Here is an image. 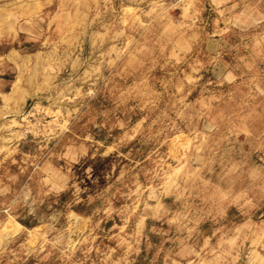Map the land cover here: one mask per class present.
I'll return each mask as SVG.
<instances>
[{
	"label": "rangeland",
	"instance_id": "obj_1",
	"mask_svg": "<svg viewBox=\"0 0 264 264\" xmlns=\"http://www.w3.org/2000/svg\"><path fill=\"white\" fill-rule=\"evenodd\" d=\"M4 27L0 264H264V0H0Z\"/></svg>",
	"mask_w": 264,
	"mask_h": 264
},
{
	"label": "crops",
	"instance_id": "obj_2",
	"mask_svg": "<svg viewBox=\"0 0 264 264\" xmlns=\"http://www.w3.org/2000/svg\"><path fill=\"white\" fill-rule=\"evenodd\" d=\"M36 26L38 25H26V24H19L16 28V34L19 37L21 35V39L26 44H39V47H42L46 43L49 44L52 40H54V43H59L60 38H52V37H46L45 35L39 34V31H37ZM8 27V26H7ZM4 27L0 30V38L2 40L6 41H14V34L13 32H9L8 28ZM13 30V29H12ZM38 30H41L40 27H38ZM60 44V43H59ZM39 55L40 60H49V58L53 55L49 52H34L33 54H30V60H35Z\"/></svg>",
	"mask_w": 264,
	"mask_h": 264
}]
</instances>
